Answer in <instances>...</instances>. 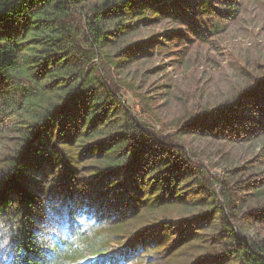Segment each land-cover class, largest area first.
Wrapping results in <instances>:
<instances>
[{
    "label": "trees",
    "instance_id": "16d2710c",
    "mask_svg": "<svg viewBox=\"0 0 264 264\" xmlns=\"http://www.w3.org/2000/svg\"><path fill=\"white\" fill-rule=\"evenodd\" d=\"M243 4L0 0V110L18 121L10 175L0 182V241H7L0 264H264V233L250 239L233 226L247 214L241 209L264 200V179L225 181L212 191L206 155L194 146L260 142L264 152V75L199 114L172 123L152 115L171 135L136 117L120 94L128 83L113 79L154 56L180 60L224 34ZM81 5L78 33L66 18ZM163 20L178 29L124 46L140 27ZM145 98L139 102L148 108ZM38 173L31 186L25 177ZM60 221L65 234L55 230Z\"/></svg>",
    "mask_w": 264,
    "mask_h": 264
},
{
    "label": "rangeland",
    "instance_id": "374dc122",
    "mask_svg": "<svg viewBox=\"0 0 264 264\" xmlns=\"http://www.w3.org/2000/svg\"><path fill=\"white\" fill-rule=\"evenodd\" d=\"M96 1L90 0L92 3ZM75 10L76 13H71L66 18V25L74 27L80 33L81 13L85 12V5ZM176 27L166 20L151 27H140L124 46H132L152 37L161 39V35L178 29ZM79 43L82 48L85 47L82 36ZM263 66L264 0H244L238 20L224 34L209 39L205 44L193 46L180 60L170 61L168 58L154 56L133 64L128 75L126 72L118 75L114 73L113 79L116 83L123 80L128 83L124 86L123 83L120 84V94L136 117L154 131L171 135L168 126H161L152 115L162 113L172 123L176 117L184 119L188 115L199 114L206 107L221 105L246 87L262 83L258 80L264 75ZM156 69L159 70L155 72ZM145 97L152 98L148 100V108L143 106V102H139L141 99L146 100ZM11 115L0 110V182L7 180L10 175L9 158L18 143L16 132L13 131L18 121ZM190 123H182L178 128L192 126ZM190 141L191 139H187V142ZM199 142L196 141L194 146L206 155L201 158L208 174L205 177L208 189L220 193L227 181L233 183L234 179H264V152L259 150L260 142L259 145L252 143L241 147H230L211 140ZM192 161L193 165H199L197 161ZM241 166L243 169L237 176L228 180V172ZM25 179L32 186L40 179V174H36V178ZM219 204L229 210L228 204L221 198ZM256 205L251 209L240 207L242 212L239 213L247 214L233 218L237 233L250 239L264 233V200ZM170 224L177 226L179 221L172 220ZM55 230L65 234V222L56 224ZM111 247L114 251L119 249V245L115 243ZM171 264H179V261L175 260Z\"/></svg>",
    "mask_w": 264,
    "mask_h": 264
},
{
    "label": "snow or ice",
    "instance_id": "6c2138e0",
    "mask_svg": "<svg viewBox=\"0 0 264 264\" xmlns=\"http://www.w3.org/2000/svg\"><path fill=\"white\" fill-rule=\"evenodd\" d=\"M7 241L6 240H3V241H0V247H2L4 244H6Z\"/></svg>",
    "mask_w": 264,
    "mask_h": 264
}]
</instances>
